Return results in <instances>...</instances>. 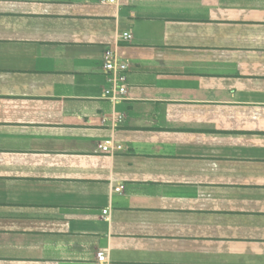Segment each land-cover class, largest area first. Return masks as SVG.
I'll use <instances>...</instances> for the list:
<instances>
[{"label": "crops", "instance_id": "1", "mask_svg": "<svg viewBox=\"0 0 264 264\" xmlns=\"http://www.w3.org/2000/svg\"><path fill=\"white\" fill-rule=\"evenodd\" d=\"M0 264H264V0H0Z\"/></svg>", "mask_w": 264, "mask_h": 264}, {"label": "built area", "instance_id": "2", "mask_svg": "<svg viewBox=\"0 0 264 264\" xmlns=\"http://www.w3.org/2000/svg\"><path fill=\"white\" fill-rule=\"evenodd\" d=\"M132 33L126 31L123 33V37L126 40L132 38ZM104 70L107 73L111 85L106 88V93L116 99L125 98L128 91V84L126 82V74L129 70L128 63L121 59L115 50L110 49L106 53V60L104 62ZM102 148L107 150V146L102 145ZM104 255L103 251L98 253L101 258Z\"/></svg>", "mask_w": 264, "mask_h": 264}]
</instances>
